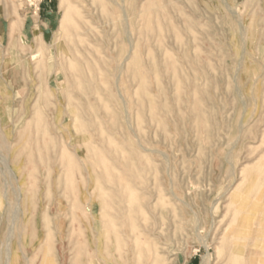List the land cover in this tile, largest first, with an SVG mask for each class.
<instances>
[{"label":"rangeland","instance_id":"374dc122","mask_svg":"<svg viewBox=\"0 0 264 264\" xmlns=\"http://www.w3.org/2000/svg\"><path fill=\"white\" fill-rule=\"evenodd\" d=\"M0 264H264V0H0Z\"/></svg>","mask_w":264,"mask_h":264},{"label":"bare ground","instance_id":"6f19581e","mask_svg":"<svg viewBox=\"0 0 264 264\" xmlns=\"http://www.w3.org/2000/svg\"><path fill=\"white\" fill-rule=\"evenodd\" d=\"M112 227H113V226H112ZM142 227H143V229H145L144 226H142ZM145 231H146V230H145ZM114 242H115V241H114ZM254 253H256V252H254ZM6 263H7V261H6Z\"/></svg>","mask_w":264,"mask_h":264}]
</instances>
